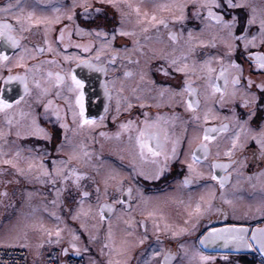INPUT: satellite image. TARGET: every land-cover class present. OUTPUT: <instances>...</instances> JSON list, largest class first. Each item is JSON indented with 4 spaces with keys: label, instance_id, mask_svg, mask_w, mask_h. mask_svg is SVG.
Masks as SVG:
<instances>
[{
    "label": "flooded vegetation",
    "instance_id": "flooded-vegetation-1",
    "mask_svg": "<svg viewBox=\"0 0 264 264\" xmlns=\"http://www.w3.org/2000/svg\"><path fill=\"white\" fill-rule=\"evenodd\" d=\"M7 2L8 0H0V6H3ZM74 2L77 6L72 9L75 15L74 19L70 21L67 19L68 9H71ZM83 2L84 0H25V14L28 11H34L37 16H61L60 22L52 25V31L49 33V39L52 41L56 52L49 53L45 51L42 55L36 54V59H26L25 64L31 67L45 60H55L56 63L41 64L39 70L34 69L33 72L28 73V87L30 89V95L32 96L33 94L31 98L32 100H27L30 95L25 96V101L23 100L18 107H14L6 114L0 113V131L7 134L3 139H0V142L4 144L2 146L8 147V150L12 148L13 150L20 149L23 156L38 157L39 155L40 160L38 159L36 162H43L44 165L46 164L48 170L52 167L54 159L68 160L70 156L68 152H57L56 145L64 142L69 143L70 141H75L76 139L84 146V137L79 133L78 126L73 123L72 114L68 111L69 103L56 96V92L62 88L65 83H72L71 74L75 73L78 78L84 80L85 82V116L89 119H95L96 121L95 126L92 129V133L95 135L94 146L96 151L94 152V155L90 156H95L102 161L110 159L111 161L116 162L118 167H127L128 169H125L128 174L121 178L123 181V188L127 189L128 187H131L133 189L132 199L129 201L125 193V196L122 197L125 200V203L113 205L114 211L110 213L106 219L112 217L115 211L120 208L131 211L133 205L137 202L135 192L139 189L145 196L149 194H156L158 192L165 193L167 191H174L177 205H181L187 200L186 194L190 196V198L195 196L197 197V195L201 197L203 196L204 201H199L202 205H204L205 201L211 198L212 210L205 213V215L199 217L198 219L193 216L191 223L197 224L195 231L191 233H184L181 236L184 238H196L197 243L199 241V237L204 235L205 232L211 228L222 227L225 225H243L247 226L249 229L264 228V205L259 206V209H255L256 211L253 215L241 217L233 213L231 207L225 203L224 200H222L221 189L218 181L211 179L213 170L210 166L213 162L229 163L231 166L227 170L220 168L214 170L217 176H228L223 192H225L227 188L238 180L240 185H245L244 187L248 190L249 196L252 197L256 194L254 193L256 190L259 193H264V175H261V173L264 172V157L260 155L259 146L256 144L254 139H248L247 136L242 133L240 142L245 146L243 148L236 149L230 158L224 155L225 151L231 147V137L234 135L231 134V132L235 130L234 127H236V125L234 124L235 120L233 119L216 116V108L220 106V109L224 114L228 113L230 109L233 108L236 111V117L242 120H248V116L250 114L246 111L248 108L245 109L240 106L243 102V98L241 99L240 97L235 96L234 104L229 103L230 95H232L231 77L236 74L235 70L228 69L229 88L223 98L220 93H213L212 89L207 86V73L200 72L199 67L201 62L204 61L205 56L208 53L210 54L216 48H212L210 46L201 47L197 44L195 51L191 54L188 60L190 65L193 61H196L197 73L192 75L191 79L193 81V87L198 88L200 91V107L195 113V115H198L200 119L199 121H194L192 119L194 113L188 111L183 104V99L187 97V94H185L184 97L177 96L172 98L166 93L163 97H160L158 94V88L154 89L152 92L139 90L133 92V89L135 88L146 89L147 87H151L148 83L149 80H155L158 85H166L174 89H178L183 85L185 78L182 73L172 72L171 69H169L171 74L168 77L163 76L161 73L155 71L156 62H153L150 67L147 66L145 63V57L139 55L140 49L133 51V37H122L117 35L112 43V47L103 51L98 63L107 67L108 71L106 74L103 72L91 71L84 67H78L77 62L74 60H64V56L95 58L96 49L100 47V42L94 36L77 35L76 33L77 26H80L85 30H88L93 26L82 15L84 9L79 5ZM130 2L140 7L141 15H143L144 12L148 13L151 11L152 5L155 6L161 3H188V7L185 9V19L183 21L174 20L169 13H166L164 19L168 22V28H165L163 25L150 26L147 24V21H145V26L149 27V31L147 33L140 32V25H132L133 20L135 24V20L137 19V17H135L136 14L131 9L123 6V11L131 13L125 19V21L129 23V31L137 30L140 35L138 36L140 44L145 45L143 51L148 56L152 55L150 49L155 50L156 52L164 50L168 53L179 56L182 50H186L184 42L187 39L189 30H191L193 35L197 37V30L201 25L199 21L200 19L193 15L194 8L189 0H130ZM87 3L92 5L89 12L94 13L96 8L101 9L99 18H107V24H109L107 25V29L109 30V34H111V32L120 25V12L113 8L107 0H87ZM121 3L123 5V0H121ZM54 7H60L61 13L54 12ZM216 11H220L226 19L231 18L229 13H231V15L238 16L241 25H243L247 20L248 13L246 7L227 9V6L225 5L223 9H217ZM65 26L66 31L63 43L56 41L55 38L59 36L60 28ZM240 30L241 28L238 27L237 34H239ZM169 32L176 33L178 39L175 44L169 39ZM33 33H37L39 39L34 37ZM43 34V26L33 27L31 32H25L24 35L27 39L21 42V49L6 47L4 42L0 40V52H6L11 57L10 64L16 63L17 58L23 54L22 49L24 47L31 48L32 45L36 43H39L45 48L47 47L46 45H43ZM145 35L151 37V39L145 41L143 39ZM109 39H111L110 35ZM211 42H213V38H211ZM64 44H67L68 47L65 48ZM77 44H91L92 47L88 52H85L82 48H77L75 46ZM257 45V47L250 46L249 50L264 53V45H259V43H257ZM125 48L128 49L127 53L125 52ZM173 49L176 51L173 52ZM223 52L224 51L220 50L221 54H223ZM24 54L28 56L33 53ZM113 54H116L118 57L114 62V67L108 64V61ZM246 55L247 53H245L243 45L241 44L232 54V59L238 64H241L244 68V79H242V84L239 90L242 88L246 90L247 78H251L254 81L251 92L256 95L258 100L256 105L251 107V110L255 112V115L252 116L246 126L252 130V132L248 134L251 135L259 134L261 131L258 130L259 127L264 125V91L255 87V85L258 84V81H260L259 78L262 73L255 70L254 66L253 69L249 68V63L246 62ZM129 59L133 61V63H129ZM137 59L140 60V64L135 63ZM94 62L97 61L94 60ZM14 65L15 64L2 67L0 70V76H7L9 74V67L11 68V74L13 75L25 74V68L15 67ZM225 67H227V64H225ZM212 68L215 69L212 73V79L215 80L216 75L220 71L221 65L216 62V66L213 65ZM141 70L147 72V76L144 81L140 80ZM125 71H130L132 75L130 77H125ZM48 72L53 73L51 79L47 77ZM56 73H62L66 76L64 83L58 88L52 86L55 84ZM197 75L201 76V78L197 79ZM34 80L40 82L41 88L50 89L47 94L40 96L42 99L39 102L37 101L38 96L35 95L37 92L40 93V89L35 87L33 82ZM106 81L108 82L109 90L111 92V99L105 95L104 84ZM216 82L220 85H223L224 83L223 79ZM0 83H2V81H0ZM121 88L123 89L122 91ZM20 94H22V87L17 82L13 83L11 89H5L3 92V95L8 99H18ZM137 97H140V99H137ZM49 100L52 101V108L48 110V118L46 119L43 105ZM117 101H119V110L117 108ZM129 104H131V107H129ZM141 104L144 106L141 107ZM72 106L75 107V103L72 104ZM54 108H58L60 110L62 118L61 122L68 125L67 129L61 128L60 122H57L55 116L52 115V110ZM76 110L78 111V109ZM30 112L34 113L33 118L36 119L40 127L49 132L51 140L26 135L28 131L30 132L32 130L33 118L29 119L30 124H27L25 121ZM206 112L209 115L207 122L204 120ZM21 113H26L27 115H21ZM145 113H147V117H145ZM158 116L165 118L164 120H161L159 124L160 128L162 130H166L168 133L169 141L166 145L168 151H171V141L173 139L178 140L177 158L169 161L168 169L159 180L145 179L143 176L139 175V171L142 169L146 173H151L154 171L155 166L151 163L152 157H149L148 162H142L140 160V149L137 146L135 137L138 134L139 129L143 127V121L145 119H148L151 122L155 121ZM173 116L177 117L174 121L171 119ZM101 117H103V119H101ZM8 118L11 119V124L8 123ZM129 120L133 121L131 128L127 131L122 130L120 125L126 124ZM221 124L228 125V131L218 135L217 140L211 147V154L208 156L207 160L197 166V171L203 173V175L199 177L190 175L187 163L191 160V150L195 148L196 143L198 142L192 141L193 136L198 134L203 135L204 127H219ZM251 126H254V128ZM17 131L22 134L21 137H17L15 135ZM101 132L105 135L101 136ZM118 132L120 133L119 138L116 136V133ZM227 135L230 137L225 139V136ZM65 137H67V139ZM77 137H79V140ZM103 138H109L112 143L110 149L100 151L97 148ZM5 140L7 141V144L4 143ZM190 141L192 142L190 143ZM29 149H31V152H29ZM217 152H219V155H217ZM232 161H235V163H232ZM69 166L75 168L78 173L85 177L80 181L81 187H83L88 174L91 175V182L93 177H97L93 171H88L75 159L70 161ZM133 168H136L137 171L134 172ZM0 170L10 171L15 174L16 179L19 180V183L15 185V190L21 191L22 187L25 186L29 188L39 187L38 183L34 185L32 183L28 184L27 182H24L22 177L18 176L15 173V170L8 165L0 168ZM186 176H188L191 180V183L187 186L182 183ZM49 179V177L46 178V184H43L42 188L46 193L51 194L57 183L54 185L49 182ZM66 183L70 184L71 179ZM5 186L1 188L2 192H6L7 190L13 188V185H7L9 188ZM213 193L214 196L212 195ZM197 202L198 201H194L192 208H194ZM99 203L112 204V199H102ZM129 204L131 207H129ZM64 207L67 208L65 202ZM217 209H219V211H217ZM191 223L188 224L190 226L187 228L191 227ZM142 230L146 232L147 228L145 229L142 227ZM155 241L163 242V238L159 235H155L153 236V240L146 241L145 244L153 243ZM89 246L91 245L89 244ZM60 249H63V247ZM163 249L164 251H171L175 254L172 261L176 259L174 249L170 247H164ZM252 249L253 251L244 253V255H249L253 258L259 257L260 261L264 260V256L258 252L256 248ZM70 252H76V250ZM79 253L82 255L81 251H79ZM162 259L163 255L158 257L159 264Z\"/></svg>",
    "mask_w": 264,
    "mask_h": 264
},
{
    "label": "snow or ice",
    "instance_id": "snow-or-ice-1",
    "mask_svg": "<svg viewBox=\"0 0 264 264\" xmlns=\"http://www.w3.org/2000/svg\"><path fill=\"white\" fill-rule=\"evenodd\" d=\"M109 4L113 8H115L118 12H120V25L121 27L115 28L111 32V39H109V30L107 29V18L101 19L99 18V14L101 12L100 8H96L93 12H89V9L92 8L90 3H87V0H84L79 6L84 9L82 15L84 18L90 22L93 26L88 30L81 28L80 26L76 27L77 35H89L94 36L99 42L100 47L96 49V57L95 58H81L78 56L70 57L64 56V60H74L77 62L78 67H84L91 71L103 72L107 73L108 69L104 65L98 63L101 54L105 49L111 48L112 43L115 40L116 36L122 37H133V51L140 49L139 55L145 57V63L147 66H151L153 62L155 63V71L161 73L163 76L168 77L172 72L182 73L184 75L183 85L178 89H174L170 86L166 85H158L155 80H149L148 83L151 87H147L146 89H133V92L136 91H148L152 92L154 89H159V96L163 97L166 93L170 95V97L175 98L177 96L184 97L187 94V97L183 99V104L186 109L194 115L192 119L194 121H199L200 117L195 115L200 107V91L198 88L193 87V81L191 79L192 75L197 73V64L196 61H193L190 65L188 63L189 57L195 51V47L197 44L201 47H212L215 48L217 36L219 37V42L223 45L225 51L223 54L217 53L216 55L209 57L208 59L201 62L199 71L207 73L206 80L207 86L212 89L213 93H220L221 97L227 93L229 88V78H228V69L235 70L236 74L231 77V87H232V95L235 96L237 91L239 90L242 79H244V68L241 64H238L235 60L232 59V54L235 50L243 44V48L246 55V62L249 63V68L260 71L264 74V53L261 52H253L249 50V47H257V40L259 39V45H264V0H260L259 6L256 4L245 5L243 3H239L238 0H189L194 8L193 15L202 19V22H205V27L201 29V32H204L207 29H216V35L213 36V42L208 44L204 40L198 39V37L194 36L192 31L189 30L187 39L185 40V48L186 50H182L179 56L168 53L164 50H160L156 52L155 50H151L152 55L148 56L143 48L145 45L140 44V40L138 38L139 34L136 31H126L123 28L125 23V19L131 14L130 12L123 11V6H126L128 9H131L136 14V24L140 25V32L147 33L149 31V27L145 26V21L150 26L155 25H163L165 28H168V22L163 18H157L155 14L151 15L150 19L147 12H144L141 15V10L138 5H134L130 2V0H123V5L121 0H107ZM227 6V9H235V8H244L248 7V15L246 22L241 25L239 17L236 15H230V19H226L225 16L220 12L216 11L217 9H223L224 6ZM76 3L74 2L71 6V9H68L67 19L72 21L74 19V9L76 7ZM161 11H172L173 8L179 11V15L173 14L174 20L183 21L185 19V9L188 7V3H180V4H168L161 3L155 5ZM53 11L56 13H61L60 7H54ZM61 16L57 15L55 17L49 16H37L34 11H28L25 14V0H8L3 6H0V40L4 42L6 47H10L12 49H21V42L26 40L27 37L24 35L25 32H31L33 27L43 26V45L41 46L39 43L33 44L31 48L24 47L22 49L23 53H33L32 55H24L21 54L15 63V67H23L25 68V74H11V68L9 67V74L7 76H0V113H7L12 110L14 107H18L21 102L24 100L25 96L30 95V89L28 87L29 76L28 73L33 72L34 69L39 70L41 64H53L56 63L55 60H45L41 61L37 65H33L29 67L24 63L25 59H36V54L42 55L45 51L49 53L56 52V49L53 47L52 41L49 39V33L52 31V25L60 22ZM258 23V32L256 34L250 35V30L253 25H257ZM240 27L241 30L239 34H237V28ZM66 26L60 28L59 36L55 39L63 43L65 38ZM33 36L39 39L37 33H33ZM145 41L151 39V37L145 35L143 37ZM169 39L175 44L177 42L176 33L169 32ZM77 48H82L83 51L88 52L92 47L91 44L88 45H75ZM64 47L67 48L68 45L64 44ZM176 50L173 49V52ZM125 52H128V49L125 48ZM59 54V53H57ZM117 55L113 54L108 61V64L114 67V62L117 59ZM127 58V57H126ZM97 61V62H94ZM220 63L221 68L219 73L216 75L215 80L212 79V73L215 71L211 67L212 61ZM11 62V57L6 52H0V66L7 67ZM129 63H133L129 59ZM136 64H140V60L137 59L135 61ZM227 64V67H225ZM167 65V66H165ZM132 73L130 71H125L124 76L130 77ZM53 73L48 72L47 77L51 79ZM147 76V72L141 70L140 72V80L144 81ZM197 79H200L201 76L197 75ZM66 76L62 73L55 74V84L53 87H59L64 83ZM223 79V85H220L216 81ZM72 86L69 88V91L73 92L75 95V107L72 106L70 102H68V98L64 97L65 101L69 103L68 111L72 114L73 123L76 124L79 128H84L85 126H91L96 123L95 119H89L85 116V82L84 80L77 77L75 73L71 74ZM14 82H17L22 87V94L19 95L18 99H8L3 95L5 89H11ZM35 87L40 89V95L37 97V101L39 102L40 96H43L49 92V88H41V84L39 81H33ZM254 81L251 78H247V88L245 90L244 96L251 97L250 99H243L241 103V107L249 108L250 106H255L258 98L254 93L251 92V88ZM256 88L264 91V80L261 83L255 85ZM123 89L121 88V91ZM105 95L111 99V92L109 90L108 82L106 81L104 84ZM57 97L61 96L59 91L56 92ZM140 99V97H137ZM144 105L141 104V107ZM45 112V118L47 119V113L50 108H52V101L49 100L46 104L43 105ZM131 107V104H129ZM117 108L119 110V101H117ZM78 109V111L76 110ZM21 115H27L26 113H21ZM52 115L55 116L56 121L60 122V127L67 129L68 125L66 123L61 122L62 118L60 115V110L58 108H54L52 110ZM255 115L254 111H250L248 116V120H242L236 117L235 112H233L232 119L235 120L236 128L234 135L231 137V147H229L224 155L229 158L234 154V151L238 148H243L245 145L241 143V134L244 133L248 139H254L256 144L259 146L260 155L264 157V125H262V130L259 134H251L252 130L247 126L248 121L251 120L252 116ZM145 117H147V113H145ZM103 119V117H101ZM164 117L158 116L155 121H149L145 119L143 121V127H141L136 135V143L139 147V158L142 162H148L149 157H152L151 163L155 166L154 171L151 173H146L142 169L139 171V175L143 176L145 179H156L159 180L165 173V171L169 167V161L177 158V139H173L171 141L172 147L171 151H168L166 145L169 141V136L166 130H162L160 128L159 122L164 120ZM173 121L177 119V117L173 116L171 118ZM209 119V115L206 112L204 115V120L207 122ZM8 123L11 124L12 121L8 118ZM133 124V121L129 120L126 124H121L120 128L122 130H129ZM228 131V125L221 124L219 127H204L203 135H195L192 138V141H198L196 143L195 148L191 150V160L187 163V168L190 175H195L197 177L203 175L197 171V166L201 165L204 161L207 160L208 156L211 154V147L213 143L217 140L218 135L220 133H224ZM7 134L3 131H0V139H3ZM17 137H21V133L17 131L15 133ZM26 135L36 136L38 138H44L51 140V135L44 128L40 127L37 123L36 119H32V130ZM101 136L105 135L103 132L100 133ZM117 138H119L120 133H116ZM67 139V137H65ZM131 138V137H130ZM190 141V143L192 142ZM7 144V141H4ZM218 147V145H217ZM63 148V144L57 146V152H60ZM11 151V155L9 152L5 151L3 146H0V164L8 165L12 169L15 170V173L18 176L25 177L35 169L38 174H42L43 176L49 177V182L52 184H56L55 177H60L61 187L56 189V196L59 198L63 196L65 198L64 202L68 207L69 214L73 220L79 218L81 214L84 216H88L90 212L93 211L92 206L89 205L88 209H84V198L90 196L88 191H84L81 188L80 181L85 177L78 173L75 168L69 166L70 161L74 158V156H69L68 160H53V168L49 171L43 162L37 163L35 157L32 156H23L20 149L9 150ZM81 151L83 156L91 159L90 154L84 150L83 145H81ZM31 152V149H29ZM219 155V152H217ZM75 158H79V156H75ZM26 163V168L21 167V163ZM235 163V161H232ZM231 165L229 163H218L213 162L211 164V169L213 170V174L211 175V179L214 181H218L220 189H221V198L225 203L231 204L232 201L228 200L224 197L223 189L225 188V184L228 180V176H217L214 172L215 169L220 168L223 170H227ZM133 171H137L136 168H133ZM264 175V172L261 173ZM71 179V183H66ZM16 183H19L18 180L13 178ZM13 180L5 181V183H12ZM44 181H41L43 183ZM112 184L114 191L111 195L112 204L108 203H99L97 201L98 206V215L100 221H104L106 219L105 212L112 213L114 211L113 205L115 204H124L125 200L122 198L127 195L128 200L132 199L133 189L128 187L127 189L123 188V181L117 180L116 175H111L105 179V189L104 196L106 199L109 198L108 187L109 184ZM185 186L191 183V180L188 176H186L182 182ZM139 191V189H137ZM96 192L99 193V187L96 188ZM118 194V195H117ZM0 195H7V192H2ZM30 195V194H29ZM214 196V193L212 194ZM201 201H204V197L200 198ZM264 200V197H262ZM52 204H56L57 201H51ZM74 205H79L78 208H75ZM129 207L131 205L129 204ZM47 210V209H45ZM212 210V202L211 198L204 202L202 205L200 202H197L194 208L188 212L189 219L185 220L184 223L186 225L191 223V219L195 216L197 219L205 213L210 212ZM219 211V209H217ZM55 215V213H53ZM149 216L153 215V213H149ZM59 220V217H56ZM140 226L146 229V225L143 221L140 222ZM81 227H84V224H81ZM167 227V226H166ZM197 227L196 223H191L190 228H180L179 231H173L172 237H177L184 233H191L195 231ZM61 229H56V235L59 237ZM156 231L159 232V226H157ZM251 231V236L248 235V232ZM49 236L52 235L51 232L48 233ZM111 235V233H109ZM77 237L74 235L73 239ZM94 239V237H93ZM147 239V236H144L140 243L143 244ZM217 241H223V247H228L230 244L235 248H258L261 254H264V228H252L249 229L243 225L240 226H229L221 229L211 228L204 235L199 237V245L207 246L209 243H216ZM71 247L76 250L77 254L79 253V249H77L75 244H72ZM107 247V245H105ZM179 248L183 251L184 256L188 258L189 264L192 262H197V264H206V262L215 259L212 256L205 255L202 251L199 250L198 247L192 246L188 247L185 244H179ZM67 249H64L62 255H67ZM191 253V255H189ZM163 255V259L160 261V264H171V261L174 259L175 254L171 251H164L161 248L159 251L153 250L151 256L148 260L144 261V264H149V261L153 257H159ZM226 258V257H225ZM2 264H8L7 261H3ZM109 264H112L109 261Z\"/></svg>",
    "mask_w": 264,
    "mask_h": 264
},
{
    "label": "rangeland",
    "instance_id": "rangeland-1",
    "mask_svg": "<svg viewBox=\"0 0 264 264\" xmlns=\"http://www.w3.org/2000/svg\"><path fill=\"white\" fill-rule=\"evenodd\" d=\"M238 2L245 5L256 4L259 6L260 4V0H238ZM246 9L248 13L249 8L246 7ZM177 11L178 10H175V8H173L172 11H161L152 5L151 11L148 12V16L150 19L151 15L155 14L158 19H164L166 13H169L172 17L173 14L178 16L179 11ZM199 21L201 25L197 30L198 39L212 43L211 38L216 35L217 30L213 28L201 32V29L205 27V22H202V19ZM128 25L129 23L125 21L123 25L124 30H130ZM132 25H137L136 20L135 24L133 20ZM253 26L255 27H252L253 29L251 28L250 35L258 32V23ZM118 27H121V25ZM109 35L111 36V34ZM257 43H259V39L257 40ZM216 45V49L210 54L208 53L204 60L220 53V50L225 51L223 45L219 42L218 36L216 39ZM13 64L15 63H9L8 66ZM213 65L216 66L215 60L212 61L211 67ZM2 67L4 66H0V70ZM259 79L260 81L264 80V74H262ZM260 81H258V84L261 83ZM71 86L72 83H65L63 87L58 90L61 93V96L58 98L65 100L64 97H67L68 102L74 104L75 95L73 92L69 91ZM244 93L245 89L242 88L237 91L235 96L240 97L241 99L251 98L244 96ZM39 95L40 93L37 92L35 96ZM32 96L30 95L27 100L31 99ZM235 96L230 95L229 103L234 104ZM41 99L42 97H40V100ZM251 107L252 106L248 108L250 110H246L248 113L253 111L251 110ZM233 112L236 114V111L231 108L228 113L224 114L223 111H221L220 106L216 108V116L218 117L232 119ZM33 115L34 113L30 112L26 117L25 121L27 124H30L29 119H32ZM234 124L236 125L235 122ZM94 126L95 124L85 126L84 128L78 127L79 133L84 137L85 145L83 148L90 155H94V152L96 151L94 146L95 135L92 133ZM251 127L254 128V126ZM258 130H262V126H260ZM234 132L235 130L231 132V134H234ZM229 137L230 136L227 135L225 136V139ZM77 139L79 140V137H77ZM111 143L112 141L109 138H103L97 149L100 151L108 150L110 149ZM61 144H63L61 151L68 152L70 156H74L73 159H75L80 165L84 166L88 171H93L97 176L93 177L91 182V175L88 174L84 185L82 184L83 187H81L82 190L89 191L91 194L90 197L84 198V209L87 210L89 205H91L93 211L90 212L88 216L81 214L76 220L71 218L68 207H64L65 198L63 196L59 198L56 196V189L61 187L60 177H55L57 185L53 192L48 194L42 188L43 184H46L47 177L38 174L34 169L27 178L22 177V179L28 184L32 183L35 185L38 183L39 187L29 188L25 186L22 187L21 191H18L14 189L17 184L13 180L15 174L10 171L0 170V193H2L1 188L5 185L7 188H9L7 185H13V188L6 191V196L0 195V246L25 248L28 251L31 264L42 263L47 248L51 246H57L59 248L66 246L68 250L75 251V249L71 247L72 244H75L77 249L82 252L85 264H109V261H111L112 264H144V261L149 259L153 250L159 251L164 247H170L174 249L176 253V259L172 261L171 264H189L188 258L184 256L183 251L179 248V244L181 243L188 247H198L205 255L215 258L206 262V264H259L261 262L259 257L253 258L249 255L245 256L244 253L238 254L206 251L198 245L196 238L181 237L183 234L177 237H172L173 231H179L180 228H187L190 226L186 225L184 221L189 219L188 212L191 210L194 201H200L201 196L199 195L190 198V196L186 194L187 200L181 205H177L174 191H167L165 193L158 192L156 194L145 196L139 190L135 192L137 202L133 205L131 211L120 208L115 211L112 217L106 219V221H100L97 201L106 199L104 196L105 179L111 175H116L117 180H121L123 176L128 174L126 172V169L128 168L118 167L116 162H113L110 159L102 161L95 156H91V159L84 157L81 151V143L76 139L69 143H60L59 145ZM2 145L4 144L0 142V146ZM3 148L5 151L9 152V155H11V151H9L10 149L8 150V147ZM11 150H13V148ZM75 156H79V158L77 159ZM34 157L37 161L38 159L40 160L39 155L38 157ZM54 160L59 161L61 159ZM22 165L26 168V163L22 162L21 167ZM4 166L5 165L0 164V168H3ZM45 167L47 168L46 164ZM52 168L53 164L49 171H51ZM9 180H13V182L5 183V181ZM41 181L44 182L41 183ZM244 186L245 185L243 184L240 185L239 181L236 180L235 183L224 192V197L232 201L231 204H228L231 207L232 212L241 217L253 215L256 211L255 209H259V206L264 205V200H262L264 193H259L256 190L254 192L256 194L251 197L248 195L249 192ZM97 187L100 189L99 193L96 192ZM113 191L114 188L110 183L108 187L109 198H111ZM51 200H56L57 203L52 204L50 202ZM78 207L79 205H74V210ZM53 213H55V215H53ZM149 213H153V215L149 216ZM57 216L59 217V220L56 218ZM141 221L146 225V232H144L140 226ZM81 224H84L83 228L81 227ZM157 226H159V232L156 231ZM57 228L61 229L59 237L56 235ZM49 232L52 233L51 236L48 235ZM109 233H111V235H109ZM74 235L77 237L76 239H73ZM155 235L161 236L163 242L155 241L153 243L145 244L146 241L153 240V236ZM144 236H147V239L141 244L140 240ZM89 244L91 246H89ZM105 245H107V247H105ZM189 255H191V253H189ZM158 261V257H153L149 261V264H159ZM192 264H197V262L194 261Z\"/></svg>",
    "mask_w": 264,
    "mask_h": 264
},
{
    "label": "built area",
    "instance_id": "built-area-1",
    "mask_svg": "<svg viewBox=\"0 0 264 264\" xmlns=\"http://www.w3.org/2000/svg\"><path fill=\"white\" fill-rule=\"evenodd\" d=\"M3 261H7L8 264H31L27 251L21 247L0 246V264ZM40 264H85V261L82 255L76 257L70 252L65 256L62 255V249L51 246L46 251L44 259ZM259 264H264V260Z\"/></svg>",
    "mask_w": 264,
    "mask_h": 264
},
{
    "label": "water",
    "instance_id": "water-1",
    "mask_svg": "<svg viewBox=\"0 0 264 264\" xmlns=\"http://www.w3.org/2000/svg\"><path fill=\"white\" fill-rule=\"evenodd\" d=\"M109 215H110V213L105 212V216L106 217L109 216ZM229 226H233V225H225V226H222V227H216V229H221V228H225V227H229ZM235 226H240V225H235ZM245 227H247V226H245ZM248 235L251 236V232H249ZM198 243H199V241H198ZM222 245H223V241H217L214 244L209 243L206 247L202 246V245H199V246L201 248H203L204 250H206V251H214V252L248 253V252L253 251V249H248V248H239V249H237L234 246H232L231 244L228 247H223ZM64 249H67V248L63 247L62 252H63ZM256 250L258 252H260L258 248H256ZM71 254L76 256V257L81 256V254L80 253L77 254V252H72ZM262 255L264 256V254H262Z\"/></svg>",
    "mask_w": 264,
    "mask_h": 264
},
{
    "label": "bare ground",
    "instance_id": "bare-ground-1",
    "mask_svg": "<svg viewBox=\"0 0 264 264\" xmlns=\"http://www.w3.org/2000/svg\"><path fill=\"white\" fill-rule=\"evenodd\" d=\"M67 250H68V248H67ZM67 253H70V251L68 250Z\"/></svg>",
    "mask_w": 264,
    "mask_h": 264
}]
</instances>
